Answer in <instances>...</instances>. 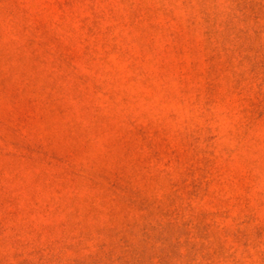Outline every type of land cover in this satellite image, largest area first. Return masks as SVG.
I'll use <instances>...</instances> for the list:
<instances>
[{"label": "rangeland", "instance_id": "1", "mask_svg": "<svg viewBox=\"0 0 264 264\" xmlns=\"http://www.w3.org/2000/svg\"><path fill=\"white\" fill-rule=\"evenodd\" d=\"M0 264H264V0H0Z\"/></svg>", "mask_w": 264, "mask_h": 264}]
</instances>
